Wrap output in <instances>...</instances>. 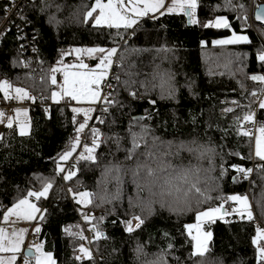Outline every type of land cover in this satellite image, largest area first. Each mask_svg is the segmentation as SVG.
<instances>
[{"label": "trees", "instance_id": "obj_1", "mask_svg": "<svg viewBox=\"0 0 264 264\" xmlns=\"http://www.w3.org/2000/svg\"><path fill=\"white\" fill-rule=\"evenodd\" d=\"M12 1L0 0V24L6 20ZM94 2L24 0L5 21L6 29L0 39V82L8 81L12 87L26 89L34 98V104L29 108L27 135L21 136L15 124L8 128L4 123L1 129L0 222L7 206L26 198L28 191H41L42 184L51 181L53 186L47 198L35 201L41 211L34 227L39 226L41 231L36 234L33 229L31 235L43 244L44 251L52 253L56 264H132V254L141 244L149 250L166 253V264H196L198 256L192 255L193 243L187 237L185 225L194 223L197 213L219 206V198L246 194L245 182L233 166H246L250 162L255 140L238 135L234 121L249 110L253 111L254 98L250 94L264 87L250 79L252 75H264V67L257 59L264 50V27L256 22L251 27L246 22L251 0H233L231 9L225 0H198L197 24L187 23L183 13L156 14L158 18L155 19L149 14L140 20V26L127 30L96 27L91 19L86 21V13ZM216 16L226 17L231 28L203 27ZM18 21L27 26L39 52L38 72L42 80L32 74L22 52L23 36ZM233 31L247 35L251 43L214 45V41ZM92 47L117 49V64L108 95L118 103L106 112L102 111V103L92 107L94 111L86 126L85 140H80V133V143L68 169L75 170L77 175L65 181L64 186L57 173V164L64 166L66 161L58 157L71 150L77 136L76 128L84 120L83 115L74 114L72 108L87 106L75 104L70 98L51 102L53 91L59 89L51 84V69L76 64V53L71 50ZM81 59L90 68L99 63L98 58L86 55ZM60 61L63 64L58 63ZM55 75L61 84L62 74ZM161 76L170 80L173 96L162 97L160 90L153 87ZM130 91H138L140 97L133 98ZM40 97L50 102L48 111L37 105ZM4 101L7 99L0 92V104ZM232 101H237L239 107ZM228 107H232L233 112L226 113ZM98 118L104 122L100 123ZM258 120H264V110H259ZM247 123L239 121L241 131L246 130ZM93 128L100 132L97 159L95 162L81 161L78 157L84 147L92 145ZM134 130L181 137L200 136L214 143L219 155L213 168V186L206 193L211 199L181 216L158 212L147 219L142 217L144 225L130 234L125 230L124 221L138 215L130 206L131 197L100 206L93 201V189L98 183L95 169L100 162L131 166L139 159L140 147H133L137 141ZM130 151L133 152L130 154ZM248 188L255 215L264 224V165L255 168ZM81 191L92 193L88 214L103 217L100 223L102 238H97L91 230L96 221L86 222L82 206L73 199V193ZM41 215L43 220H39ZM225 220H217L206 227V231L212 232L208 253L222 255L224 264H258L252 243L257 229L253 220L238 215L227 216ZM135 223L133 221V226ZM76 225L84 239L66 234V228ZM85 229L93 234L89 243L84 236ZM82 245L89 249L91 258L79 252ZM78 256L82 259L78 260Z\"/></svg>", "mask_w": 264, "mask_h": 264}, {"label": "snow or ice", "instance_id": "obj_2", "mask_svg": "<svg viewBox=\"0 0 264 264\" xmlns=\"http://www.w3.org/2000/svg\"><path fill=\"white\" fill-rule=\"evenodd\" d=\"M226 5L231 9L233 8V0H225ZM47 7V5H46ZM59 6H57L58 8ZM198 7V0H172L171 5L166 6L165 0H107V3H103L102 0H95L94 6L90 11L86 13L85 20L91 19L94 21V26H106L107 28L114 29H129L138 23L139 19L152 14V18H158L159 15H166L172 13H183L189 18V23L197 24L199 21L196 19V9ZM240 7H243L240 5ZM165 9V11H161ZM98 10V12H97ZM94 13H96L94 15ZM255 19L260 22H264V16L259 14L256 15ZM203 27L207 28H217V29H230L231 24L226 17H218L213 21H209L203 24ZM214 45L225 46V45H236V44H247L251 43L247 35L237 34L235 31L232 32L229 38L219 39L213 42ZM23 47V46H22ZM76 53L77 63L72 65H64L63 67H54L51 69L53 75H51L50 80L52 85H57L59 91H54L51 95V99L54 102H59L61 99L70 98L72 101L78 103L96 104L102 103V111H107L118 101H115L113 97L109 94L108 96H102L101 86L102 83L107 79L109 75V70L113 64V57L117 54V49L115 47L111 49H105L103 47H92V48H77L71 50ZM64 55V53H62ZM87 56L88 58H98L99 63L96 64L95 68H90L88 64L84 63L81 59L82 56ZM257 59L261 62L262 67H264V50H262ZM63 64V61L58 62ZM27 66V65H25ZM55 73H61L63 81L58 84L57 77ZM116 78V77H114ZM253 81H258L264 85V75H252L250 77ZM154 88H158L161 92L162 97H171L174 94L171 82L169 79L161 76L158 83L153 84ZM0 92L4 94L5 99H33L30 97L29 93L23 88H14L8 81L0 82ZM14 92V95L12 93ZM259 94H264V87L258 91H253L250 95L252 97H257ZM133 98L136 96L135 91H130L129 93ZM155 104L154 101L151 102ZM232 103L239 107L237 101H232ZM250 107V106H249ZM258 110H264V100L258 101ZM16 111V123L19 128V134L21 136L28 134L29 122L27 119L26 110H15ZM94 111L92 107H73L72 112L76 115H83L84 120L82 123L78 124L76 128L77 136L75 142L71 145V150L66 151L61 154L58 159L60 161H68L72 157L73 152L76 150L80 143L79 134L84 131L87 123L92 119L91 113ZM225 112H233L232 107L225 109ZM23 115L24 120H20L19 117ZM147 118H150V114ZM100 123H103L102 118H98ZM243 120L245 122H250L253 124V128L258 131V135H255V155L260 160H264V123L257 121L255 119V111L249 110L247 113L240 117H237L234 124L237 128V134L252 139L253 128L246 130H240L239 121ZM0 122H3V114L0 113ZM73 122L76 123L75 115L73 117ZM13 119L9 118L7 120V127L13 128ZM93 141L91 147L85 146L83 152L79 155L78 159L81 161H91L95 162L97 159L96 148L100 145V132L98 129L93 128L92 130ZM134 148L138 149L140 144L136 141L133 145ZM133 151H130V154ZM234 170L238 173H242L245 178L251 172V169H244L240 166H233ZM65 168L62 164H57V173H64ZM77 172L75 170H68L64 175L65 181H71ZM53 183L51 181H46L42 184L41 191L31 190L27 192L26 198L19 199L15 202L12 207L6 210L3 216V220L9 223H15L19 220L23 221H33L36 220L37 213L41 210L37 207L36 203L30 201L29 198H34L35 201H39L41 198H47L49 190L52 188ZM71 191V190H70ZM199 191V190H198ZM92 193L88 191H82L79 193H73V199L79 205L87 207L92 203L91 199ZM211 199L206 193L202 194V202H206ZM220 204L217 207L209 208L205 211H201L195 215V222L188 223L185 225V231L187 237H190V242L193 243L194 251L193 256H204L208 253V241L211 240L212 232L206 231V227L215 223L217 220H225V217L230 215H238L241 218L247 213V218L252 220V213L248 210L249 205L246 197H241L239 195H230L227 197H221ZM229 202H234L238 207H233L230 211L225 207ZM83 219L86 222L92 223L91 230L95 233L97 238H102L103 233L100 230V223L103 217L97 218L90 216L88 213L82 212ZM15 217L16 220L11 218ZM44 216H39V220H43ZM133 221H136L135 226H133ZM225 222H227L225 220ZM126 226V231L128 233H133L134 231L140 229L145 220L141 216H131L129 219L124 221ZM76 228V231H73ZM79 226H72L65 229L66 234L72 236L73 238L84 239L82 232L78 230ZM41 228L37 226L34 229L36 234H39ZM27 229H13L11 232L6 231L5 228L0 227V264H16L19 254L21 252V245L24 240V236ZM255 246L258 264H264V229L257 228L256 235L252 240ZM43 244L35 246L36 254L34 256H24L23 264H56L53 255L50 252L43 250ZM31 252V249H29ZM79 252L84 256L91 258V253L88 248L83 245L80 246ZM7 254V255H5ZM78 260L82 257L78 256Z\"/></svg>", "mask_w": 264, "mask_h": 264}, {"label": "clouds", "instance_id": "obj_3", "mask_svg": "<svg viewBox=\"0 0 264 264\" xmlns=\"http://www.w3.org/2000/svg\"><path fill=\"white\" fill-rule=\"evenodd\" d=\"M134 132L139 159L131 166L100 162L95 169L94 203L104 206L131 197L130 206L145 219L158 212L181 216L201 203L202 194L213 186L216 145L196 135ZM166 255L141 244L132 254V264H166ZM196 264H224V258L207 253L198 256Z\"/></svg>", "mask_w": 264, "mask_h": 264}, {"label": "built area", "instance_id": "obj_4", "mask_svg": "<svg viewBox=\"0 0 264 264\" xmlns=\"http://www.w3.org/2000/svg\"><path fill=\"white\" fill-rule=\"evenodd\" d=\"M24 0H13L12 3L10 4L9 6V10H8V13L7 14V17H6V20L9 19L10 17L13 16V12L15 11V8L17 9L19 7V5L23 2ZM260 3H264V0H251L250 4V9H249V13L247 14L246 16V22L251 26L253 27V22H254V17H252V13H253V9L255 8V6H257L258 4ZM5 20V21H6ZM5 21L2 22L0 24V39H1V36L2 34L5 32ZM17 25L19 26L20 30H21V33H22V36H23V40H22V43H21V47H22V52L25 53L26 55V58H27V62H28V65L31 66L30 67V71L32 72V74H35L37 76V79L39 80H42L41 79V76L38 72V68L40 67L39 66V63H40V59L38 57L37 54H39V52L37 51L34 43H33V39L32 37L30 36V33L27 29V26L24 24L23 21H18ZM135 25H138L140 26L141 25V21H138L137 24ZM134 25V26H135ZM116 57L117 56H114L113 57V64H112V67L111 69L109 70V75L107 77V79L102 83V86H101V93H102V96H108V92L110 91V79L113 75V72H114V68H115V65L117 64L116 63ZM136 97H140V93L137 91L136 92ZM254 98V108H253V111H255V119L257 121L258 120V114H259V110H258V101L259 100H264V94H259L258 93V96L257 97H253ZM34 101L32 99H26L25 102L23 103H19V101H15V100H12V99H9L7 101H4L2 104H0V113L3 114V118H7L9 117V115L13 112V110L15 108H17V106H27V107H30V105L33 103ZM34 104V103H33ZM37 105H40V106H44V108L48 111L49 110V107H51L50 105V102L46 101L45 99L43 98H39V100L37 101ZM99 105V103H97V105L95 107H97ZM4 123H2V125H0V133H1V129H2V126H3ZM247 127L246 129H249V128H253V124L252 123H247L246 124ZM87 128H85V130L80 134V140L81 141H84L85 140V136H86V133H87ZM256 132L257 130L255 128H253V137H255L256 135ZM255 140V139H254ZM254 148V147H253ZM73 156L69 158L68 161L65 162V165L63 166L65 168V172L64 173H60L59 174V179L62 181V183L64 184L65 186V180H64V175L67 173L68 169H69V166L70 164L72 163L73 161ZM261 165H264V160H260L258 157L255 156V152L254 154H252V157L250 159V162L247 163L246 166H240V167H243L244 169H251V172L247 175V178L244 177V175L242 173H238L237 172V175L239 176L240 179L243 180V182H245V186H246V189H245V196L247 198V201H248V204L250 205L248 210L252 213V217H253V224L256 228H260V229H264V224H262L260 222V219L256 217L255 215V210H254V206L252 205L251 203V199H250V192H249V182L252 181V176H253V173L255 171V168L256 167H259ZM227 208L229 209V211L233 208V207H238L237 204H235L234 202H229L228 204H226ZM84 208V207H83ZM90 211V209H89ZM90 213V212H88ZM95 213H99V212H95ZM31 233H29L30 235ZM84 236H85V239H87V242L89 243L90 242V239H92L91 237L93 236V234H91L90 231H88L87 229H85L84 231ZM27 240V237L25 239V241ZM27 242V241H26ZM91 247V246H89ZM25 249L26 247H24V245L22 246L21 248V252H20V257L22 256H25ZM34 263V261L32 262V264ZM16 264H20L19 262H17Z\"/></svg>", "mask_w": 264, "mask_h": 264}, {"label": "rangeland", "instance_id": "obj_5", "mask_svg": "<svg viewBox=\"0 0 264 264\" xmlns=\"http://www.w3.org/2000/svg\"><path fill=\"white\" fill-rule=\"evenodd\" d=\"M102 2L103 3H107V0H102ZM171 2H172V0H165V4H166V6H169V5H171ZM94 4H95V2L93 3V6H94ZM92 6V7H93ZM161 11H165V9H162ZM97 12H98V10H97ZM179 13V12H178ZM157 14H159V13H157ZM145 17V16H144ZM143 18V17H142ZM142 18H140L139 19V21L142 19ZM216 18H218V16H216L215 17V19ZM232 34V33H231ZM231 34L229 35V36H227V37H223V38H221V39H224V38H229L230 36H231ZM237 34H240V33H237ZM242 35H244L243 33H242ZM109 49H111V48H109ZM14 88H19V87H13V89ZM24 89V88H23ZM26 90V89H25ZM27 91V90H26ZM28 92V91H27ZM30 94V93H29ZM12 95H14V92L12 93ZM7 100H9V99H7ZM12 100H17V99H12ZM17 101H19V103H23V102H25L26 101V99H24V100H17ZM51 102H54L52 99H51ZM29 108L30 107H27V106H20V107H18L16 110H26L27 111V119H28V122L30 121L29 120ZM14 115H15V117H16V112L14 113ZM9 118H11V117H8L7 119L6 118H4L3 120V123L5 122V119H6V121L9 119ZM19 119L20 120H24L25 119V117L23 116V115H21L20 117H19ZM14 120H16V119H14ZM262 123H264V120L263 121H261ZM0 123H2V122H0ZM16 125H17V123H16ZM18 126V125H17ZM29 127H30V125H29ZM28 131H29V128H28ZM256 135H258V131L256 132ZM253 147H255V141H254V144H253ZM70 191V190H69ZM82 192V191H81ZM235 195H238V194H235ZM239 196H241V197H246L245 195H239ZM21 199V198H20ZM92 199V198H91ZM30 201L31 202H33V203H36L35 202V200L33 201V200H31L30 199ZM37 204V203H36ZM249 205V204H248ZM13 206V204L10 206H7V208H9V207H12ZM82 206V205H81ZM238 206V205H237ZM250 206V205H249ZM37 207L40 209V207L37 205ZM84 206H82V212H84V213H88V212H90L89 211V208H88V206L87 207H84ZM7 208H6V210H7ZM6 210H5V213H6ZM41 210V209H40ZM205 211V210H204ZM40 213V212H39ZM39 213H37V214H39ZM36 214V215H37ZM4 216V215H3ZM3 216H2V219L1 220H3ZM246 218H247V213H245V215H244ZM248 219V218H247ZM12 220H14V219H12ZM5 223V226H0V227H3V228H5L6 229V231H8V232H10L11 230L10 229H14L13 227H14V225H18L19 224V221H17V222H15V223H9V222H6V221H2V223ZM34 220L33 221H30V223H29V225L31 224V223H33V225L31 226V228H30V232L29 233H31L32 232V228H34L33 226H34ZM36 227V226H35ZM26 236V235H25ZM209 242V241H208ZM26 243V244H25ZM24 244H25V247H26V245L27 246H30V245H34V249H35V246L36 245H39V244H41V243H39L38 242V240H34V238H33V236L30 234H28L27 235V242H24ZM22 246V245H21ZM194 248V247H193ZM35 251V250H34ZM35 254H36V252H35ZM52 254V253H51ZM23 257L24 256H22V257H20V264H23Z\"/></svg>", "mask_w": 264, "mask_h": 264}, {"label": "crops", "instance_id": "obj_6", "mask_svg": "<svg viewBox=\"0 0 264 264\" xmlns=\"http://www.w3.org/2000/svg\"><path fill=\"white\" fill-rule=\"evenodd\" d=\"M63 81V80H62ZM17 87H19V86H17ZM55 91H59V89H56ZM54 92V91H53ZM30 95V94H29ZM31 97V96H30ZM62 100V99H61ZM60 100V101H61ZM75 104H79V105H86L87 107H94V106H96L97 105V103L96 104H87V103H78V102H76V101H73ZM53 103H56V102H53ZM18 107H20L19 105L17 106V108ZM17 108H15L14 110H13V112L9 115V117H11L12 119H13V121H14V123L13 124H15L16 125V120H14V119H16V117H15V115H14V113L16 112L15 110L17 109ZM5 118V117H4ZM3 118V119H4ZM8 118V117H7ZM6 118V119H7ZM6 119H5V122L4 123H6L7 124V121H6ZM4 121V120H3ZM3 123V122H2ZM2 123H0V125H2ZM17 126V125H16ZM17 129L19 130V128H18V126H17ZM253 151L255 152V147L253 148ZM256 156V155H255ZM30 199V198H29ZM32 200V199H31ZM34 201V200H33ZM10 208V207H9ZM8 209V208H7ZM6 210V209H5ZM5 210H4V212H3V215L5 214ZM38 215V214H37ZM11 219H14V220H16V218L15 217H12ZM2 221L3 220H1V222H0V226L2 225V226H5V223L3 222L2 223ZM35 221V220H34ZM29 223H30V221H23V220H19V224L18 225H14V229H17V230H19V229H27V232H26V236H24V240H23V243H22V246L24 245V247H25V244H24V242H26L25 241V239H26V237H27V235L29 234V232H30V228H31V226L33 225V223H31L30 225H29ZM34 227V226H33ZM33 229H35V227L34 228H32V231H33ZM11 231L13 230V229H10ZM10 231V232H11ZM22 246H21V248H22ZM26 249H31V251H33V254L35 255V249H34V245H30V246H27L26 245ZM5 255H7V254H5ZM34 255H29V257H31V256H34ZM20 254H19V258L17 259V261H19L20 262ZM26 256H28V255H26ZM16 261V262H17Z\"/></svg>", "mask_w": 264, "mask_h": 264}, {"label": "water", "instance_id": "obj_7", "mask_svg": "<svg viewBox=\"0 0 264 264\" xmlns=\"http://www.w3.org/2000/svg\"><path fill=\"white\" fill-rule=\"evenodd\" d=\"M259 14L261 16H264V3H260L258 4L257 6H255V8L253 9V13H252V17H254V22L258 23L260 26L264 27V22H260V21H257L255 19L256 15ZM188 22L189 23V18L186 16ZM25 254L26 255H34L33 254V251L29 252V249H25Z\"/></svg>", "mask_w": 264, "mask_h": 264}]
</instances>
